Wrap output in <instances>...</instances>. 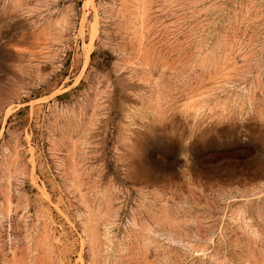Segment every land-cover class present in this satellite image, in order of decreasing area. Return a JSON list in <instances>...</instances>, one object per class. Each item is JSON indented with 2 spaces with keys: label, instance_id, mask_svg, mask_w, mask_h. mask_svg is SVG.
I'll use <instances>...</instances> for the list:
<instances>
[{
  "label": "rangeland",
  "instance_id": "obj_1",
  "mask_svg": "<svg viewBox=\"0 0 264 264\" xmlns=\"http://www.w3.org/2000/svg\"><path fill=\"white\" fill-rule=\"evenodd\" d=\"M0 264H264V0H0Z\"/></svg>",
  "mask_w": 264,
  "mask_h": 264
},
{
  "label": "bare ground",
  "instance_id": "obj_2",
  "mask_svg": "<svg viewBox=\"0 0 264 264\" xmlns=\"http://www.w3.org/2000/svg\"><path fill=\"white\" fill-rule=\"evenodd\" d=\"M96 25H97V23H96ZM95 30L93 32V36L92 37H94V35H95ZM91 41H93V40H91ZM91 43H93V42H90V44H89L90 46H92ZM90 48L89 49H86L85 52H84V57H83L84 62H83V67H82L81 73L83 72V70L85 69V67L88 64V61H89V58H90V52H91V49Z\"/></svg>",
  "mask_w": 264,
  "mask_h": 264
}]
</instances>
